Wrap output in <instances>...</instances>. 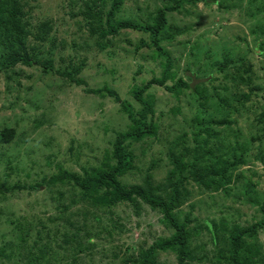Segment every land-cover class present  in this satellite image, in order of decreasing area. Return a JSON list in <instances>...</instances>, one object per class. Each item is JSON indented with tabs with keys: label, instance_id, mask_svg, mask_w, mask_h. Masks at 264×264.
Segmentation results:
<instances>
[{
	"label": "rangeland",
	"instance_id": "1",
	"mask_svg": "<svg viewBox=\"0 0 264 264\" xmlns=\"http://www.w3.org/2000/svg\"><path fill=\"white\" fill-rule=\"evenodd\" d=\"M23 1L27 2L23 9L27 13L25 20L32 29L28 43L43 50V59H52L55 68L62 71L82 66L77 77L85 79L90 87L108 86L139 108L132 95L133 87L162 72V62L153 57V52L146 47L139 49L141 39L148 40L147 34L123 30L101 51L84 17L73 15L79 14L81 0ZM224 3L229 6L188 3L181 11L168 14L174 39L163 46L175 60L179 77L187 81L192 78L193 84L199 80L204 83L205 87L199 89L201 94L205 90V99L197 101V95L189 90L178 97L154 87L151 93L155 96L158 135L133 145L136 168L120 180L133 186L142 184L151 174L155 184H165L173 167L171 153L190 161L195 146L193 135L198 126L205 128L198 119L214 120L210 129L215 134L205 132L199 138L207 140L205 150L229 162L234 154H244V163L232 170L228 194L210 191L190 180L186 188L191 196L182 210L188 212L189 204H193L194 216L202 221L225 218L248 226L260 218L251 200L264 199V123H258L264 112V58L259 49L255 50L251 32L256 20L246 12L248 1ZM164 5L165 0H127L119 18L148 23ZM46 21L53 25L50 36L55 46L48 39H37V28ZM224 49L232 52L233 58L249 59L253 65V85L257 90L250 100H244V105L238 98L249 94V88L233 79L238 71L231 68V75H226L215 67L222 64ZM8 75L12 80L0 73V132L10 127L16 129L17 135L11 143L0 139V245H19L21 233L17 227L23 226L28 231L24 233V245L38 239L46 244L51 260L46 257L41 264H132L154 241L167 237L170 232L161 223V214L148 206L136 213L132 204L121 203L110 212H99L98 221L93 209L90 214L79 213L83 212L77 203L80 194L72 183H43L44 177L64 171L82 174L85 169L104 167L115 133L126 130L129 123L114 98L88 95L84 88L51 71L46 73L41 66L19 65ZM177 142L180 146L175 148ZM187 148L190 150L186 152ZM18 184L42 186L39 190L4 189ZM69 213L80 214L72 215L74 224L66 220ZM73 234L82 241L68 243ZM259 238L264 252V231ZM197 245L205 246L207 255L212 256L213 246L205 232L194 239ZM13 251L14 262L29 264L28 250L15 247ZM159 261L178 263L172 252H160ZM0 264L9 263L2 258Z\"/></svg>",
	"mask_w": 264,
	"mask_h": 264
},
{
	"label": "trees",
	"instance_id": "2",
	"mask_svg": "<svg viewBox=\"0 0 264 264\" xmlns=\"http://www.w3.org/2000/svg\"><path fill=\"white\" fill-rule=\"evenodd\" d=\"M81 1L79 14L73 15L84 17L90 35L96 38V44L101 51L107 49L123 30L147 34L148 40L141 39L139 49L144 47L150 49L153 52V57L162 62V72L159 77H153L133 87L132 95L134 101L139 105V108H136L132 102L122 99L116 90L108 86L92 88L85 79L77 77L82 66H73L72 70L62 71L55 68L52 59H43L40 56L43 50H38L39 47L33 43H28L32 29L25 20L27 13L23 10L27 2L23 0H0V73L5 74L6 79L12 80L11 75H8L9 71H13L19 65L26 67L41 66L46 73L51 71L65 78L71 84L84 88V92L88 95L114 98L129 120L126 130L115 133L112 150L106 156L104 167L92 170L85 169L82 174L64 171L51 177H44L43 183L49 186L65 182L72 183L79 190L80 199L77 203L82 205L80 209L83 212H79L81 215L83 213L84 215L90 214L91 209L96 211L95 215L102 211L104 213L110 212L114 206L121 203L132 204L136 213H139V209L143 206H148L153 211L159 212L161 214L160 221L166 226L170 234L154 241L141 252L137 259L132 260V264H163L159 261L160 252L174 253L177 264H204V262L207 264H264V252L259 238L260 233L264 231V199L262 202L251 200L250 203L257 206L260 218L248 226L230 222L225 218L220 220L209 218L202 221L194 216L195 205L193 204H189L190 210L188 212L182 210V206L187 203L191 196L190 190L186 188V184L190 180L210 191L228 194V187L233 178L232 170L244 163V154H234L232 162H229L227 159L215 157L211 150H205L207 140L199 141V138L205 132L209 136L215 134L211 133L212 130L210 129V126L216 123L214 120L202 122L198 119L199 125H204L205 128L198 126L197 132L193 135L195 146L193 158L190 161H186L183 155L171 153L170 162L173 167L167 174L165 184H155L151 174L146 175L142 184L133 186H127L120 180L121 177L133 172L136 168L133 145L158 135L159 124L156 120L154 107L155 96L151 93L154 87L164 88L178 97L189 90L197 95V101L205 99V90L201 94L199 89L205 87L204 83L199 78H197L199 81L193 84L192 78L187 81L185 77H179L175 69V60L163 46L165 41L174 39L168 14L181 11L188 3L192 5H197L199 2L206 5L213 3L221 8L227 7L229 4L224 6L225 0H165V5L156 10L151 21L142 23L119 18L127 0ZM238 1L243 2L244 0ZM247 1L249 8L246 12L249 16L252 14V19L256 20L251 32L256 44L255 50L259 49L260 55L264 58V0ZM37 29V39H48L51 45L55 46L53 36H50L54 30L50 21L42 23ZM222 55L223 60L220 61L222 64L215 65L218 71L231 75L230 69L235 68L238 72L233 76V79L240 85L243 84L249 88V94H243L238 98L240 105H244V100H250L251 95L257 90V87L253 85V65L249 59L233 58V53L228 52L227 49L223 50ZM136 73L137 75L140 74L139 71ZM169 81L172 82L171 85ZM258 123H264V112L258 117ZM16 135L15 128L5 127L0 132V139L5 143H11ZM179 142L175 144V148L180 146ZM189 150L187 148L185 151ZM41 186L42 184L29 186L18 184L4 189L6 191L15 188L39 190ZM1 187L4 186L1 185ZM68 208L65 207V209ZM79 213H69L66 220L70 224H74L71 221L72 215ZM96 219L100 221L101 215L96 216ZM31 227L34 228L35 225L31 224ZM17 229L21 233L19 241L22 245L20 243L15 245L12 242L2 243L0 245V261L2 258H6L9 264H13L11 255H13L15 247H23L29 251L28 258L29 261L31 260L28 261L29 264H41L43 263L42 259H46V257L50 259L45 251L46 244H41L38 239L31 245H24L27 244V239L24 236V233L28 232L27 228L19 226ZM203 232L209 236L213 246L212 256L207 255L205 246H194V239L199 238ZM78 241H82V238L73 234L68 243L74 245ZM89 243L93 245L92 240Z\"/></svg>",
	"mask_w": 264,
	"mask_h": 264
}]
</instances>
